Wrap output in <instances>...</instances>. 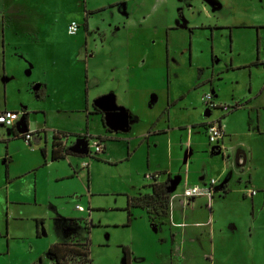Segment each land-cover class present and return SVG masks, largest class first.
I'll return each instance as SVG.
<instances>
[{"label": "rangeland", "instance_id": "obj_1", "mask_svg": "<svg viewBox=\"0 0 264 264\" xmlns=\"http://www.w3.org/2000/svg\"><path fill=\"white\" fill-rule=\"evenodd\" d=\"M111 1L89 0V9ZM214 1L220 7L211 0L192 3L171 0V12L154 19L144 36L143 30L130 23H126V30H116V34L109 31L110 23L118 19L117 15V19L112 17L111 11L97 16L100 32L86 35V19H79V13L61 16L56 9L50 19L39 18L40 13L47 14L48 11H42L45 7L58 6L62 0H0V113L20 114L18 136L14 128L0 126V232L3 235L9 219L4 192L6 159H12L13 163L8 164L19 170L35 165L39 158L43 159L41 152L36 153L41 149L35 139L44 137V131L48 134L50 151L56 133L81 135L83 138L70 137L74 147L93 138H89L91 155L76 150L55 164L56 168L38 171L43 202L23 206L19 211L16 221L26 229L15 225L12 231L13 236L22 239L16 242L13 256L6 254V242L0 238V264H24L34 255L44 257L45 264H50L49 248L59 240V235L54 218L41 225L42 236L38 238V219L34 216L39 212L47 218L53 214L83 218L81 229L75 227L69 231L82 234V240L90 242L95 264H122L123 250L118 242H131L133 238L138 242L145 225L157 234L142 209L133 210V226L127 227L130 219L127 209H133L129 201L149 190L154 183L149 176L172 168L176 182L185 177L187 151L190 156L192 153L187 145L189 128L195 130L199 145L198 153L193 152L189 159L196 164L199 155L201 160L192 166L196 179H221V185L227 182L232 187L226 199L218 194L215 197L219 219L231 226L237 210L248 215L251 204L243 205L241 190L246 186L238 177L244 169L243 159L239 155L236 165L235 160L238 152L247 154L252 148L254 153L260 151L262 157L257 158L263 166L259 164V169L264 168V129L259 131L264 128V0ZM1 12L20 31L14 37L18 45H10L8 49L3 45ZM73 21L82 25L79 33L83 35L69 34ZM42 87H46V92L38 97L35 92ZM206 97H212L220 107H208L204 102ZM88 107L92 113L98 109L103 115H89ZM223 107L234 108V114L227 123L231 131L229 145L223 153L216 154L214 148L223 145H210L203 126L227 114ZM27 113L34 130L31 146L22 137L27 132ZM259 115L260 121L263 120L260 129ZM160 130L168 134L150 136V132ZM97 135L119 137L121 141L108 139L106 154L95 155L93 144ZM69 162L79 170L83 164L89 167L81 171V176L72 170L74 177L50 183L56 169L66 176L71 172ZM184 185L185 181L178 185L177 192L183 191ZM216 190L219 192L221 186ZM75 192L84 195L82 202L56 198L60 194L73 196ZM49 194L53 201L66 203L63 213H55L50 202L45 203ZM13 196L26 199L16 188ZM77 203L85 206L86 211L94 208L91 219L88 213L76 211ZM163 221L167 220L155 218L158 224ZM240 226L248 237V222ZM251 230L254 233L255 226ZM263 230L264 227L259 229L260 239L264 238Z\"/></svg>", "mask_w": 264, "mask_h": 264}, {"label": "crops", "instance_id": "obj_2", "mask_svg": "<svg viewBox=\"0 0 264 264\" xmlns=\"http://www.w3.org/2000/svg\"><path fill=\"white\" fill-rule=\"evenodd\" d=\"M170 1L171 0H113L111 2L104 4L103 6H97L95 8L89 9V0H62V3H60L58 6L50 5L45 7V9H43L42 11L45 10L48 11L47 14L40 13L38 16L40 19H50V17H53L51 15L54 14L53 11H55L56 9H58V13H60L61 16L67 15L68 12L74 14L79 13V19L82 17V19L85 18L87 20L84 28L85 29L84 34L86 33L87 35L93 32L94 33L100 32L102 28L101 26H99V23L96 22L97 16H103L104 14L106 13L108 14V12L111 11L110 14H112V17L116 18L117 15L118 19L116 18L117 22H115L114 24L110 23V27L108 29L109 31L114 32L116 34L118 33L116 32V30L123 31L125 29V26L127 25L126 23H130L133 24L139 30L140 29L143 30L142 32H144L143 34L144 36H146L147 33H149L148 30H150L149 28H151V24L155 22L154 19H157V17L162 16V13L168 15L171 12V8H169ZM192 1L193 0H188L189 3H192ZM211 1L212 4L217 5V1L214 0ZM232 1L235 2L236 0H231V2ZM1 15H2L3 38H4L3 45L7 49L10 47V45L17 46L18 44L16 43L14 37L15 35H18L20 31H16L17 27L13 24V22L9 18H7L8 16H5L3 12H1ZM168 26L170 27V25ZM169 27H167V30L171 29V27L170 28ZM122 28L123 30H121ZM105 29H107V27L104 26V30ZM78 34H80L81 36L83 35V32ZM140 34L142 33L139 32V35ZM89 82L90 80H88V83ZM37 87L38 86L34 88L36 89ZM43 91L46 92V87H42L41 91L35 93L37 94L40 93L42 95ZM252 101L253 99L250 100V105ZM241 106L237 105V107H241ZM233 110L227 112V114L229 113L228 115L224 114L219 121H211L209 123L204 124L203 126L204 131L208 138V132H207L208 127L213 123L222 124L225 132V137L220 142V145H223L221 147L222 153L229 145L227 140L230 138L229 134L231 131L229 130V126H227V123L230 120L229 118L234 114ZM87 113L93 116L103 115V113L98 109H96L95 113H92L89 107L87 109ZM211 113L212 112H209V115H211ZM28 115L29 114L27 113L26 116L28 117ZM262 123L263 120L260 121V115H259L258 116L259 129ZM16 129H17V125L16 128H14L15 130L14 132L18 136V132ZM262 129L264 128H261L259 131H262ZM28 130L34 133L33 132L34 130L31 129L30 124L28 125ZM194 131H195L194 129L191 130L190 128L188 130V134H190L189 135L190 139L189 142H187V145H189V150L192 148L191 156L193 155V152L198 153L196 150L199 148V145L197 144L198 143L197 138L194 137L195 136ZM44 132H45L44 137L40 135L38 139H35V141H37L39 145V148L41 149V151L39 152L36 151V153L40 154L41 152L40 155H42L43 158V159L39 158V161L35 165L19 170L13 167L12 166L13 164L10 165L8 164L10 162L13 163L12 159L10 158L6 159L7 176H6L4 192L6 195L5 204L7 205V210L9 211L8 212L9 219L7 220L6 234L3 235L0 232V238H3L4 239L3 242L4 241L6 242L7 255L13 256L14 249L17 250L15 244L19 239H21L19 237L12 235V231L15 225L17 228L21 227L24 230L26 229L25 226L22 227V225H18L16 221L18 220L17 217L20 216L19 211H21V208L23 206L31 205L32 203L40 204L43 202V201L41 202L40 194H39L38 171L45 167L56 168L54 166L55 164H57L62 160H66L69 155H73V152L70 150L72 147H74L72 145L69 146V148L66 150L70 153L69 155L66 156V158L54 160L53 151L55 148L59 149L58 146L55 145V138L58 134L56 133L53 138L54 140L52 142L51 151H50L48 149V136H47L48 134L46 133V131ZM161 134L165 135L168 134V132L166 130H160L158 132L157 131L150 132V136H156ZM254 134L255 133H253V135ZM72 135L77 136L78 134H72ZM89 136L91 135L89 134ZM98 137H102L104 139L106 151H107L108 139H117L121 141L119 137L107 138L102 135H97L96 138ZM182 139L183 136L181 135V140ZM32 143L33 141H31L29 145L31 146ZM43 143H45V146H43ZM184 143L185 141L182 142L181 144ZM210 145L213 144L210 143ZM59 150L62 151V149ZM248 150L249 151L247 154L238 152V154L236 155L237 160H235V165H236V161H238L239 155H241L243 159L241 163L244 164L243 167L244 169L242 170V173L238 174V177L241 183H243V185L246 186L245 189L242 188L241 190L243 205L246 206L247 202L249 206L251 204L250 206L251 209L248 215L247 214L243 215L242 210H237L236 220L232 221L231 226H227L226 223H224L222 220L219 219V215L215 211V208L217 206L216 198H214L212 205L209 206V200L206 197H201L191 201L185 207L183 204H180L175 201L174 203H172L170 209V216L168 219H166L167 221L158 224L157 222H154L150 219V216L146 209L132 206L133 207L132 210H130V208L127 209L130 214L129 224L127 227L133 226L134 222H131L133 210L142 209L145 210L148 221L149 223H151L152 227L155 229L157 234H154L150 230V227L148 225H145L144 232L142 231V233L138 237V242H136V239L134 238L131 242L129 240H122L118 242L119 247L123 250L122 264H253L254 262L258 264H264L263 263L264 238L260 239L259 237L261 235L259 229L261 227L262 228L264 227V214H263L264 168H262L261 170L259 169L260 168L259 164L260 165L262 164L263 166L262 160L257 158V157H262L260 151L254 153L252 148L251 149L249 148ZM106 151L104 154H106ZM191 156L189 155V151H187L185 160L188 171L186 172L185 177H182L178 182V185L180 186V184L185 181L183 191L187 187L200 186L205 183H208L212 179H216V178L196 179L195 177L196 174L195 171H193L192 166L198 165L201 160H199V155H198V162L195 164V162L192 159L190 160L191 162L189 161ZM228 157L230 159L231 155H228ZM69 163L71 166V172L67 174V176L65 174H62V172H60L59 169H56L55 175H52L49 182L58 183L69 177H74L73 171L78 176H81L82 175L81 171L83 169H88L89 167V165L83 164L82 169L79 170L73 166L72 162ZM249 163H251L250 169L248 167ZM246 167H248L247 170L245 169ZM235 168L238 167L235 166ZM161 173L164 176L162 178H161L162 176ZM161 173L155 174L159 176L157 182H165L169 178H171V182H174L176 179L175 177H173L172 168L171 170H165ZM224 173L225 172H223V174ZM261 177L263 178L262 181H261ZM216 180L218 181L217 186H221V190L219 192H217L216 190L215 197L218 194L219 197H225L226 199L229 195H231L232 187H230L229 183L227 182L221 185L220 182L221 179H216ZM14 188H16V190L20 189L26 199L14 197L13 196ZM177 189L178 188H176V191L172 194L183 192V191L177 192ZM253 191H256L257 194L253 195L252 194ZM151 192L152 190L149 188V190L146 189V191H143L141 193L148 194ZM56 198L57 199L68 198L69 200H77L82 202L85 197L81 192H75L73 193V196L72 195L68 196L67 194H60L57 195ZM44 201H46L45 203H47L48 201L50 202L49 206L51 210L54 211L55 213L57 212L63 213L64 209L66 208L65 206L66 203H62L61 201L59 202L53 201V196L51 194H49L48 199L46 200L44 199ZM92 209L94 208L91 207L89 208L88 211H86L85 206H83L80 203L76 204V211L80 213H88L90 219L92 217ZM257 209H258V214H257L258 216H256ZM34 217H35L34 219H38L36 220L38 225V229H37L38 238H41L42 236L40 232L41 225H43V223L44 225H46L48 219L53 220L55 218L54 220L56 222V230L59 235V240L54 242L50 246V248L54 245H70V244L86 247L88 249L89 259L92 261V264H95L92 252L89 247L90 242L83 241L81 238L82 234H71V231H69V228H71V230H73V228L75 227L79 229L80 226L83 225L82 224L83 223L82 221H84L83 218H81L80 220L78 216L75 215L63 217L59 214L57 216L53 214V216H49V218H47V216H45V214H43L42 212H39L38 215H35ZM246 222H248V227L250 228L249 231L250 234L248 237H246L243 234L240 226L241 224L245 225ZM90 224L92 226L94 225L92 220H90ZM252 225L255 226V232H254L255 235L251 230ZM87 228L88 226L87 227L85 226V229ZM57 250L59 253L63 252V248H59ZM125 251L127 252V256L129 258L128 262L126 260L127 258ZM24 256H27V254H25ZM49 257L51 258L50 264H58L57 259L55 258V256L51 255L50 252H49ZM45 262L46 261H44V257L39 255H34L33 257H30V260H25L24 264H45Z\"/></svg>", "mask_w": 264, "mask_h": 264}, {"label": "built area", "instance_id": "obj_3", "mask_svg": "<svg viewBox=\"0 0 264 264\" xmlns=\"http://www.w3.org/2000/svg\"><path fill=\"white\" fill-rule=\"evenodd\" d=\"M79 27H80L79 23L72 22L69 25V30H68L69 34L71 36L77 35V33L79 31ZM204 102L206 103V105L208 107H210L212 109L220 107V106H217V104L214 102V99L212 97L204 98ZM223 109L226 112H230L234 108L223 107ZM19 120H20V114L18 112L4 111V112L0 113V126H7V127H11V128H16V125H17ZM207 132H208L209 141L213 145H220V142L225 137V132H224V129H223V126L221 123H213L212 125H210L208 127ZM33 136H34V133H32L30 131L26 132V134L23 135V137L26 139V141L29 144L31 143ZM91 140L86 141V143L88 145V154H90V155L92 154V152H91L92 146L90 143ZM93 146L95 148V153H94L95 155H101V154L105 153V151H106L105 142L102 139L94 138ZM58 148L62 149V150L68 149L67 138L63 137L61 139V144L58 146ZM149 178L151 180L157 182L159 176L154 175V176H149ZM217 185H218V181L216 179H212L208 183H205V184L200 185V186L187 187V188H185V190L182 193L171 194V206H172V203H174L176 201L180 204H183L185 207L191 201L196 200V199L201 198V197H206L209 200V206H211L212 202L215 198ZM252 194L256 195L257 192L253 191ZM80 259H82V258H80ZM80 259H77V260H80ZM70 262H71V264L76 263L74 261H70Z\"/></svg>", "mask_w": 264, "mask_h": 264}, {"label": "trees", "instance_id": "obj_4", "mask_svg": "<svg viewBox=\"0 0 264 264\" xmlns=\"http://www.w3.org/2000/svg\"><path fill=\"white\" fill-rule=\"evenodd\" d=\"M87 22V20H86ZM37 96H41L40 93ZM27 132L28 130V117L25 121ZM99 139L104 140L102 137ZM222 151V148L219 147L215 151L216 153ZM70 153L66 150H59L57 148L53 151V159H63L66 158ZM171 178L165 182H155L150 185L151 193L148 194H139L137 197H133L129 201V206L141 207L148 211L150 219L155 222V218L168 219L170 216L171 209ZM164 222V221H163ZM62 246V247H61ZM63 248V252L59 253L57 249ZM126 250V249H125ZM50 254L55 256L58 264H69L70 261H74V264H92V261L89 259L88 249L79 245H54L49 250ZM126 252V251H125ZM82 258V259H80ZM126 260L128 262V256L126 252ZM80 259V260H77ZM71 264V263H70ZM73 264V263H72Z\"/></svg>", "mask_w": 264, "mask_h": 264}, {"label": "water", "instance_id": "obj_5", "mask_svg": "<svg viewBox=\"0 0 264 264\" xmlns=\"http://www.w3.org/2000/svg\"><path fill=\"white\" fill-rule=\"evenodd\" d=\"M25 126H26V124H25ZM219 147H220V146L215 147V148H214V151H216L217 148H219ZM70 150H71L73 153H74V151L78 150V151H80V154H81V153H83V154H88V145H87V144H82V145H80V146L72 147ZM221 153H222V151H219V152H217L216 154H221ZM238 161H239V156H238ZM177 185H178V182H176V181L171 182V187H170V191H169L171 194L174 193V192L176 191Z\"/></svg>", "mask_w": 264, "mask_h": 264}, {"label": "flooded vegetation", "instance_id": "obj_6", "mask_svg": "<svg viewBox=\"0 0 264 264\" xmlns=\"http://www.w3.org/2000/svg\"><path fill=\"white\" fill-rule=\"evenodd\" d=\"M80 25V27H79V31H78V33L81 31V29H82V25L81 24H79ZM77 33V34H78ZM73 135L72 134H68V133H62V134H58L57 136H56V138H55V145H60L61 144V139L63 138V137H65V138H67V142H68V148H69V146H72V143H70V137H72ZM74 136H76V135H74ZM78 137H80V138H83L82 136H79V135H77ZM90 139H92L91 137H89ZM89 138H87V139H85L86 141H89Z\"/></svg>", "mask_w": 264, "mask_h": 264}]
</instances>
